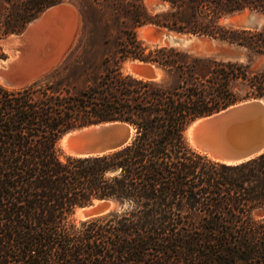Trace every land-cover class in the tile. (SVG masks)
Returning a JSON list of instances; mask_svg holds the SVG:
<instances>
[{
  "label": "trees",
  "instance_id": "16d2710c",
  "mask_svg": "<svg viewBox=\"0 0 264 264\" xmlns=\"http://www.w3.org/2000/svg\"><path fill=\"white\" fill-rule=\"evenodd\" d=\"M64 1L0 0V36L22 33ZM134 1L118 62L156 64L167 81L105 64L81 90L0 83V264H264V153L218 162L184 135L190 121L240 100L234 85L243 98H264V68L148 47L134 30L152 23L264 56V28L221 23L245 8L264 13V0H162L169 9L154 15ZM108 121L130 125L124 146L86 157L61 153L66 131ZM101 199L120 205L74 223L77 206Z\"/></svg>",
  "mask_w": 264,
  "mask_h": 264
},
{
  "label": "rangeland",
  "instance_id": "374dc122",
  "mask_svg": "<svg viewBox=\"0 0 264 264\" xmlns=\"http://www.w3.org/2000/svg\"><path fill=\"white\" fill-rule=\"evenodd\" d=\"M143 3L151 15L166 12L169 9L168 6L163 10H151L148 7V0H143ZM136 6L134 0H65L55 7H66L71 12V15L62 19L55 29L50 30L48 25L42 26L41 29L40 27H36L37 31L34 29L33 35L30 32L24 36L29 27L37 23L36 21L41 19L49 10L55 8L53 7L44 12L37 20L31 22L22 33H11L0 36V83L7 87L16 88L33 82L43 84L51 81L61 82L71 86V88L81 90L98 81L104 73L105 64H121L120 67L124 73L134 75L130 69V65L143 64V62L132 58L118 62L116 49L123 31L131 29L134 26L133 13L136 11ZM250 10L252 9L245 8L241 12H248ZM230 15L222 18L221 23L238 27L232 24ZM70 22H73L72 25H75L72 26ZM157 26L152 23H146L135 27L134 30L138 39L148 47H153L154 45L174 47L187 51L192 55L222 61L248 62L251 59L254 69L264 68V56H250L244 48L233 44L225 43L221 47L222 50L220 52L206 53L201 50V47L189 49L176 45H166L149 34L146 35L147 38L141 36L140 30L142 28L148 29L150 32L152 28ZM247 28H264V25ZM199 36L202 37L206 45L211 43V37ZM23 67L24 69H22ZM168 78L169 75L163 81H167ZM233 90L240 98L236 103L253 99L243 98L245 91L238 85H234ZM59 148L63 154V148L60 144ZM99 204H103V202ZM97 205L93 201L91 204L85 206L96 207ZM117 208V205L112 204L103 212L97 214L92 212V214L85 215L84 219L76 215V211L74 210L71 219L74 223L79 224L85 219L105 214ZM253 216L260 218L262 213L254 211Z\"/></svg>",
  "mask_w": 264,
  "mask_h": 264
},
{
  "label": "water",
  "instance_id": "95a60500",
  "mask_svg": "<svg viewBox=\"0 0 264 264\" xmlns=\"http://www.w3.org/2000/svg\"><path fill=\"white\" fill-rule=\"evenodd\" d=\"M168 6L162 0H148L151 10H163ZM230 20L238 27H261L264 25V13L257 10L237 11L230 15ZM148 34L166 45L189 49L201 47L206 53L220 52L226 43L211 37V43L206 45L199 35L159 26L152 28ZM130 69L138 77L152 81H163L168 76L164 68L149 62L132 64ZM131 135L132 129L126 122L108 121L66 131L58 143L61 145L63 142L64 155L86 157L116 150L124 146ZM184 135L194 151L214 161L234 164L254 158L264 153V98L233 103L221 110L195 118L185 126ZM96 201L103 204L95 207L94 214L105 211L112 204L118 207L120 205L114 199ZM77 207L83 208L85 205Z\"/></svg>",
  "mask_w": 264,
  "mask_h": 264
},
{
  "label": "bare ground",
  "instance_id": "6f19581e",
  "mask_svg": "<svg viewBox=\"0 0 264 264\" xmlns=\"http://www.w3.org/2000/svg\"><path fill=\"white\" fill-rule=\"evenodd\" d=\"M55 7V6H54ZM53 8V7H52ZM71 15V12L68 10V8L66 7H55L51 10H49L47 13H45V15L39 19L38 21H36L37 23H35L34 25L30 26L29 29L26 31V33L24 34V36L28 35L30 32H31V35H33L34 33V29L36 27H41L42 26H46L48 25L50 27V30H53L55 29L56 27H58L59 25V22L64 19V18H67L68 16ZM72 19V18H71ZM75 19V18H74ZM73 21V20H72ZM66 22V21H65ZM67 23V22H66ZM73 23V22H72ZM72 23L70 22V24L72 25ZM37 24V26H36ZM64 25V23H63ZM75 25V24H74ZM72 25V26H74ZM71 26V27H72ZM62 28V27H61ZM66 28V27H65ZM147 28V27H146ZM38 29V28H37ZM36 30V29H35ZM57 30V29H56ZM61 30V29H60ZM33 31V32H32ZM37 31V30H36ZM65 31V30H64ZM69 31V30H68ZM140 34L141 36L147 38L146 35H148V29H145V28H142L140 30ZM61 32V31H60ZM68 35V34H67ZM70 36V35H68ZM64 37V36H63ZM66 37V36H65ZM52 43V42H51ZM35 44V43H34ZM45 45V44H44ZM23 54V53H22ZM20 58V57H19ZM23 59V58H22ZM25 60V59H24ZM10 62V61H9ZM24 62V61H23ZM21 63V62H20ZM26 63V62H25ZM17 64V63H16ZM30 68V67H28ZM24 69V67L22 68ZM16 71V70H15ZM21 71V70H20ZM19 72V71H18ZM20 73V72H19ZM134 75H137L136 73L133 72ZM138 76V75H137ZM61 145L62 147L63 146V142H61ZM100 201H95L94 204L97 205L99 204ZM97 208L99 207V205L96 206ZM95 206H85L83 208H75V211H76V215L80 216V217H83L84 219V216L87 215V214H92V212L95 211Z\"/></svg>",
  "mask_w": 264,
  "mask_h": 264
}]
</instances>
